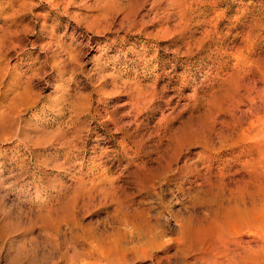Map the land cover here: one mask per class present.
Listing matches in <instances>:
<instances>
[{"label": "rangeland", "instance_id": "obj_1", "mask_svg": "<svg viewBox=\"0 0 264 264\" xmlns=\"http://www.w3.org/2000/svg\"><path fill=\"white\" fill-rule=\"evenodd\" d=\"M263 109L264 0H0V264H183L209 177L264 264Z\"/></svg>", "mask_w": 264, "mask_h": 264}, {"label": "bare ground", "instance_id": "obj_2", "mask_svg": "<svg viewBox=\"0 0 264 264\" xmlns=\"http://www.w3.org/2000/svg\"><path fill=\"white\" fill-rule=\"evenodd\" d=\"M254 112L256 113V111ZM262 112L264 113V109ZM254 120L255 117L252 115L247 123L252 124ZM185 132L183 130L182 134L186 135ZM204 144L208 146V140H204ZM159 167V172L163 171L164 175L157 171L158 173H154L152 176L168 182L167 172L170 169V163L166 162ZM191 169L196 170V166L193 164L190 171ZM196 173L195 175L199 177L197 171ZM183 178L186 181L187 175L183 174ZM202 183H204L202 189L198 188L191 198V209L186 216H181L178 213V215H173L177 226V229L175 228L177 235L175 246L181 257L178 256L185 259L183 264H248L249 262L250 264H262L258 254L255 258L248 257L249 242L243 239L242 233V229L253 230L254 234L261 231L262 219L257 206L253 201L247 203L243 195L235 193L231 188L225 191L226 185L222 178L212 181L209 177L205 178ZM199 205H202L205 211L198 212L196 207ZM129 213L124 209L120 213V221L131 222L137 232L143 231L150 239L153 238L156 233L154 228L157 226V220L150 222L145 210ZM254 251L258 252L259 250L254 249ZM187 257L190 260H186Z\"/></svg>", "mask_w": 264, "mask_h": 264}]
</instances>
